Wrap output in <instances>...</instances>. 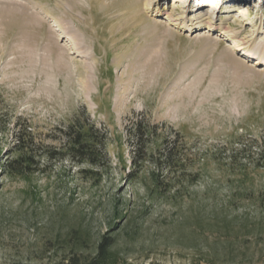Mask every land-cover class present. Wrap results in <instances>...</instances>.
<instances>
[{
    "label": "rangeland",
    "instance_id": "obj_1",
    "mask_svg": "<svg viewBox=\"0 0 264 264\" xmlns=\"http://www.w3.org/2000/svg\"><path fill=\"white\" fill-rule=\"evenodd\" d=\"M147 1L0 0V264H69L71 228L87 254L112 234L127 264H264V0ZM84 110L107 138L98 175L49 159ZM139 122L155 133L135 170ZM20 130L35 162L11 175ZM169 146L197 177L152 204L141 182Z\"/></svg>",
    "mask_w": 264,
    "mask_h": 264
},
{
    "label": "trees",
    "instance_id": "obj_2",
    "mask_svg": "<svg viewBox=\"0 0 264 264\" xmlns=\"http://www.w3.org/2000/svg\"><path fill=\"white\" fill-rule=\"evenodd\" d=\"M135 129L133 164L136 170V168H140V165L143 166L147 162V139L155 133V128L152 127L151 129L150 126L147 127L144 123L139 122L136 124ZM26 131L20 130L16 135L17 144L15 148L22 154L8 165V172L11 175L26 173L30 169L31 162H35V158L28 153L32 145V139L28 131ZM60 132L62 138L61 147L54 149L55 153H50L49 159H55L56 156H60L61 159L69 160L74 165H87L96 171L95 175L102 172L106 166L109 167L106 154V135L91 121L87 116L86 110L82 112V115H78L68 126L61 129ZM186 162L176 146H169L158 157L157 162L154 163L157 172L151 173V183H147L146 180L141 182L146 198L152 204L166 200L168 198L167 194H169L171 189L173 187L176 188L175 184H181L182 186L183 180L180 177H176L178 171H180L179 174H183L184 178L187 176L188 179L185 180L188 182L197 177L196 173L186 175L185 172L188 168ZM83 172L91 174L93 171L83 170ZM162 172H168V174L172 175V178L175 177L165 182L160 177ZM136 175V172L132 173L130 175L131 180ZM176 180L179 183H176ZM179 191H181L180 187L175 192L174 197ZM59 242L63 243V245H59V248L64 251V256L68 257L69 264H127L125 259H120V250L115 248L116 237L112 234L102 235L94 243V251L90 254L84 252L88 249L90 243L88 231L81 232L79 229L71 228L66 238Z\"/></svg>",
    "mask_w": 264,
    "mask_h": 264
},
{
    "label": "bare ground",
    "instance_id": "obj_3",
    "mask_svg": "<svg viewBox=\"0 0 264 264\" xmlns=\"http://www.w3.org/2000/svg\"><path fill=\"white\" fill-rule=\"evenodd\" d=\"M156 1V2H155ZM157 2H158V0H148L147 2H146V4H145V6H146V9L147 10H150L151 9V7H156L157 6ZM177 3H179V4H185L182 0H175V4H177ZM210 3V5L211 4H213V1H210L209 2ZM3 6H6L7 8V13L8 12H11V11H13L14 10V13L15 14H22L23 16H26V14L28 13L27 12V9L28 8H26V6L24 5V4H22V3H18V2H12V1H4V2H2L1 3ZM175 4H173V10L175 9ZM200 9H203V8H198V10H196V11H199ZM240 11V10H239ZM240 14H241V18H243V20H247L248 18V15H249V13L246 11V10H243L242 9V11H240ZM208 15H210V16H212L213 15V12H210V13H208ZM176 16V18H172L173 16L171 15V14H167L166 15V19H170V20H172V21H174V22H179V21H181V23H182V18H180V16L181 15H179V14H177V15H175ZM15 18V17H14ZM207 29L211 32V31H216L217 30V27L215 26V24H213V22L212 21H208L207 22ZM64 33V36H62V38H64V39H66V41H70V42H74L75 44H76V40L74 39V37L70 34V33H67V32H63ZM225 33H227V32H225ZM225 33H223L224 35H225ZM253 42L255 41V39L254 40H252ZM241 45H243L242 43L241 44H239L238 45V50L240 51V50H246V47H244V48H242V46ZM249 47V46H248ZM247 53V52H246ZM248 54V53H247ZM246 54V55H247ZM262 54H259V56L260 57H258V56H254V54H248V57H251V58H256V59H258V62H257V64L258 65H261V64H263V62H264V58L261 56ZM258 57V58H257Z\"/></svg>",
    "mask_w": 264,
    "mask_h": 264
}]
</instances>
